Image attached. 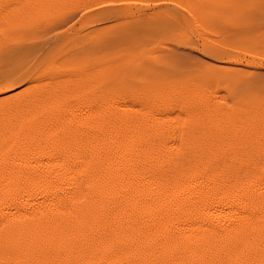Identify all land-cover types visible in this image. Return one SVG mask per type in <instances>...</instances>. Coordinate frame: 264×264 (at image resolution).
<instances>
[{"label": "bare ground", "instance_id": "bare-ground-1", "mask_svg": "<svg viewBox=\"0 0 264 264\" xmlns=\"http://www.w3.org/2000/svg\"><path fill=\"white\" fill-rule=\"evenodd\" d=\"M91 4L56 24L90 14L69 29L94 28ZM82 44L57 60L80 63ZM36 69L0 85V264H264V102L229 107L194 83L138 94L96 65Z\"/></svg>", "mask_w": 264, "mask_h": 264}, {"label": "rangeland", "instance_id": "rangeland-1", "mask_svg": "<svg viewBox=\"0 0 264 264\" xmlns=\"http://www.w3.org/2000/svg\"><path fill=\"white\" fill-rule=\"evenodd\" d=\"M150 1L0 0V85H5L10 77L16 81L23 78L17 82L18 90L24 86L28 70L34 67L36 72L49 74L48 71L57 68L72 70L96 65L101 75H110L118 85L138 94L194 83L208 86L229 107L234 105V100L244 104L264 102V3H261L264 0L249 2L251 9L242 12L231 11L234 0H165L162 7L155 9ZM83 3L95 5L91 7L97 18L94 28L78 32L69 29L73 25L74 29L79 28L90 14L76 17L63 26L56 24V19L72 6ZM149 5L152 8L145 10ZM195 5L203 6V11L209 13L202 11L200 15ZM154 11L158 14H153ZM171 11L181 18L178 24L170 17ZM76 40H83V44L74 51L75 56L94 53L93 56L76 64L57 60L60 54L73 49ZM216 47L237 48L238 53H233L234 57L218 56L212 52ZM241 58L259 67H251L244 61L233 62ZM37 63L42 64L36 66ZM212 70L221 77L216 80Z\"/></svg>", "mask_w": 264, "mask_h": 264}]
</instances>
